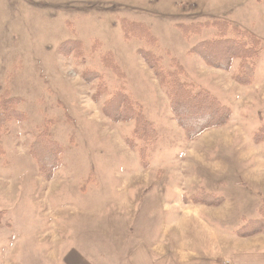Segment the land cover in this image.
<instances>
[{
  "label": "rangeland",
  "instance_id": "rangeland-1",
  "mask_svg": "<svg viewBox=\"0 0 264 264\" xmlns=\"http://www.w3.org/2000/svg\"><path fill=\"white\" fill-rule=\"evenodd\" d=\"M215 20L260 41L251 84L234 80L238 62L224 71L191 52L218 32L187 30ZM124 24L146 28L154 45L134 32L127 37ZM67 40L82 43L81 58L60 54ZM140 48L165 69L180 65L188 83L231 109L228 123L188 139ZM107 53L123 78L103 66ZM86 69L101 75L108 93L122 89L141 104L155 141L135 139L132 121L107 119L101 107L109 94L94 99L97 82H85ZM4 94L21 99L24 120L0 135V264H65L67 255L71 264H114L141 245L172 248L182 236L201 252L207 226L235 231L261 216L264 139L254 136L264 127V0H0ZM44 129L63 151L51 180L29 153ZM145 145L147 167L138 155ZM200 193L221 202H194ZM222 197L228 206L213 210Z\"/></svg>",
  "mask_w": 264,
  "mask_h": 264
},
{
  "label": "trees",
  "instance_id": "trees-1",
  "mask_svg": "<svg viewBox=\"0 0 264 264\" xmlns=\"http://www.w3.org/2000/svg\"><path fill=\"white\" fill-rule=\"evenodd\" d=\"M203 27L215 28L218 32L217 36L198 43L191 52L198 55L207 65L224 71L230 70L234 62H238L234 80L240 85L251 84L255 76L254 61L258 57L260 41L253 34L239 29L226 20L193 25L187 33H198ZM124 29L127 37L134 32L138 37L146 39L149 44L155 43L147 29L140 24H124ZM60 54L65 57L71 55L80 57L83 54V45L78 40H67L61 44ZM138 54L152 71L160 86L166 90L174 120L181 126L188 139H195L209 129L219 128L228 123L231 109L206 90L195 89L188 83L180 65L173 63L172 69H165L160 58L152 52L140 48ZM101 61L105 68L111 70L117 77L123 78V71L110 53L104 54ZM82 77L87 84L97 82V90L94 94L96 101L106 93L109 94L102 103L101 111L112 124L132 121L134 123L132 135L135 139L144 144H150V141L156 140L157 133L145 117L141 104L125 94L126 92L122 89L108 93L101 75L94 70L86 69ZM20 104L21 99L18 97H11L8 94L0 95V135L11 121L24 120ZM263 139L264 127L254 136L255 142ZM127 143L131 149H134L132 142L128 140ZM145 148L139 149L138 155L142 165L147 167V145ZM29 153L36 161L38 172L45 180H51L55 172L63 165L62 148L57 142L51 140L46 129L36 136L30 145ZM193 201L207 204L221 202L220 198L210 193L194 195ZM259 211L261 212L259 218L245 221L234 233L242 237L264 233V202Z\"/></svg>",
  "mask_w": 264,
  "mask_h": 264
},
{
  "label": "crops",
  "instance_id": "crops-1",
  "mask_svg": "<svg viewBox=\"0 0 264 264\" xmlns=\"http://www.w3.org/2000/svg\"><path fill=\"white\" fill-rule=\"evenodd\" d=\"M222 198L220 207H212L213 210L221 208L224 204L228 206L226 199ZM207 227L210 237L203 248L208 249V254H201L203 248H200L201 252H196L195 243L192 244L194 248H186L185 236H182L178 245L172 248L170 244L161 243L150 248L141 245L124 255L120 262L115 259L114 264H264V233L237 238L232 229L219 226ZM210 251L214 257L209 256ZM57 257L56 253L55 261ZM66 258L65 264H71V258L68 255Z\"/></svg>",
  "mask_w": 264,
  "mask_h": 264
}]
</instances>
